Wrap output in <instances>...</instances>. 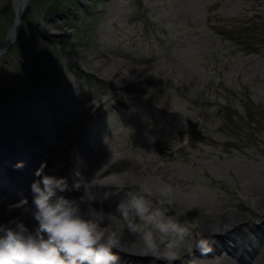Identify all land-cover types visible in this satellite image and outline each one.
Masks as SVG:
<instances>
[{
	"label": "rangeland",
	"instance_id": "374dc122",
	"mask_svg": "<svg viewBox=\"0 0 264 264\" xmlns=\"http://www.w3.org/2000/svg\"><path fill=\"white\" fill-rule=\"evenodd\" d=\"M50 1L28 0L25 12L41 20L21 30L19 47L6 53L1 46L15 12L11 0H0V115L8 116L9 98L40 109L46 100L71 102L74 130L93 112L70 100L75 92L95 103L93 115H125L107 164L125 163L150 185H172L175 207L193 232L237 202L247 220L264 223V57L212 30L264 12V0H76L79 13L66 2L47 10ZM102 60L111 63L99 67L108 73L115 60L144 67L132 103L124 88L90 69ZM31 62L40 70L26 82ZM80 75L98 82L84 83ZM133 160L144 164L145 178ZM256 250L251 264L258 257L264 264V249Z\"/></svg>",
	"mask_w": 264,
	"mask_h": 264
},
{
	"label": "clouds",
	"instance_id": "9594fccd",
	"mask_svg": "<svg viewBox=\"0 0 264 264\" xmlns=\"http://www.w3.org/2000/svg\"><path fill=\"white\" fill-rule=\"evenodd\" d=\"M43 167L35 173L40 179L31 184V208L25 209L34 227L17 219L0 223V264H117L114 249L126 234L138 240L143 255L162 264H174L185 250H208L203 235L193 232L190 221L176 210L172 185L136 179L115 185L125 199L115 212H106L95 207L97 198L89 189L76 198L58 194L67 190L66 180L42 174ZM125 175L133 176L130 171ZM73 188L79 190L80 184Z\"/></svg>",
	"mask_w": 264,
	"mask_h": 264
},
{
	"label": "bare ground",
	"instance_id": "6f19581e",
	"mask_svg": "<svg viewBox=\"0 0 264 264\" xmlns=\"http://www.w3.org/2000/svg\"><path fill=\"white\" fill-rule=\"evenodd\" d=\"M26 6H27V0H14V7L17 12V18H16L14 27L10 30L8 39H11L12 37L14 38L18 34V33L16 34V31L19 28L18 21H19V18L21 17L20 16L21 10L23 12ZM115 62H116L115 67H112L113 68L112 70L114 72L111 71L110 73H108L107 68L99 69L101 65L107 66L111 64L103 60L100 62H97L96 65L94 67H91L90 69L98 73L100 76H105L107 78L114 77L113 82L119 85L126 86L128 82H132L133 80L135 83L133 87L136 89L139 83L143 80L142 77L145 76L146 70L144 68H141L140 66L133 67L129 62L124 63L121 60H115ZM123 64H126V67L123 68L121 72H116L117 70H115L114 68H117L118 66L123 65ZM112 73H115L116 76H113ZM135 93L139 95L137 91ZM88 107L91 109H94L95 105L89 104ZM44 115H45L44 112H41V114L38 113L36 110H34L33 112V117L37 120H39L40 117L44 118ZM21 121L26 122L24 120H21ZM54 122L58 123L59 121L58 119H54ZM27 123L28 125H24L17 129V134H19L21 130L26 129V128H30V131L33 133H40V132L46 131L44 129H38L36 125H32L29 122ZM60 124H61V128L65 130L67 124L64 119H62V121L60 120ZM65 134L63 135V137H65ZM48 137H49V141H48L49 144L47 146V149L43 151L44 156H43L42 164L44 165L43 167L44 170L42 174L54 175V174L48 173L46 168L50 166L49 165L50 163H56L63 159L62 153L57 149V147L53 143V141L61 142V139H60L61 136L57 133L50 132L48 134ZM15 140H16V137H15V133L13 132L11 133L8 132L2 137L0 136V146L3 147V149H0V158H4V155L6 156L9 155V157L13 158L17 163L20 162V160H22L19 156L16 155L17 152L15 150V145H14ZM28 142H30V140H28ZM74 146L75 145H73L72 148H74ZM78 149L79 151H81L80 158L82 159L83 164L85 165V170L83 171L80 169L77 171L73 169L76 174V182L80 184V188L79 190H76L75 188L71 187L74 184L69 183L67 184L68 185L67 190H65L63 193H58V194L64 195L67 198H76V197H79L85 189H89L91 192H93L96 195L97 200L95 203V207L103 208L106 212L107 211L115 212L117 205L122 200L125 199V194L124 192L120 193V195L117 197L118 199H117L116 204H113L111 200L103 204L99 200V198H104L105 193H110V192L115 193V190L104 188L102 185L104 184L118 185L130 179H136V178L134 176L129 177L125 175V173L129 171V169L127 168L128 166H126L125 163L119 164V165L115 163H112L110 165L107 164L103 168V170L99 171L101 161H102V153H101L102 150L88 152L87 150L83 149L82 145ZM2 170H3V173H6L4 169ZM35 173L36 172L30 171L29 174L25 175L26 178L31 181V183H29L30 184L29 187L25 189V193H27V201L30 206L32 204L31 184L33 183V181H35L33 180V178L35 177L37 180L40 179V177L36 176ZM56 177H63L62 172L59 173V175ZM0 179H2L1 175H0ZM4 179L5 180L0 181V188H2L3 190L5 189L6 185L11 186V182L10 181L9 183L7 182L9 178L4 177ZM235 206H237L235 209H232L229 212L227 211L225 214L221 215L219 220H215L214 222L208 224L207 226L205 225L200 226V228H196L194 229V231L200 232L203 235V237L210 236L211 241L214 243V245H216V250L219 249V250L227 251L230 253L231 257H233L236 260V262L240 261L241 264H245V262H247L248 260L247 254L243 253V255L241 256L242 259H237V255L240 252V248H237V247L231 248L228 245V243L231 242V237L235 235L234 230H232L231 232L227 231L228 222L230 221L229 224L234 225L235 223L242 220L244 216V212L240 209V206L239 207L238 205H235ZM25 209L26 208L19 207L18 205H14L13 203H11L10 205L2 204V202L0 201V223H7L10 220L17 219V220L24 222L27 226L34 227L35 225L34 220L32 219L30 213L26 212ZM115 226L117 229H119L120 227L119 221H115ZM211 232L212 233L222 232L223 236L221 239H217L216 241H214V234H211ZM260 239L263 240L264 236H261ZM211 248L212 247H210L209 249ZM114 250H119L120 252H123L125 254L124 259L126 260H128L130 257L142 256L143 259H141V261L143 264H150V261H152L153 264H162L161 261H156L151 256L143 255L141 251V245L138 242V240H136L135 238L127 234L121 237L118 248ZM206 252H210V251H206ZM200 253L201 251L194 249L193 252L189 254L185 250L183 254L181 255V258L175 261L174 263L180 262L182 259L184 260L185 258H187V256H192V255L202 256ZM120 258L122 257L120 256ZM129 260L131 261L132 258ZM207 260L199 258L196 260L195 264H208L206 262ZM224 261H225V264H229L228 262L226 263L227 260H224Z\"/></svg>",
	"mask_w": 264,
	"mask_h": 264
}]
</instances>
